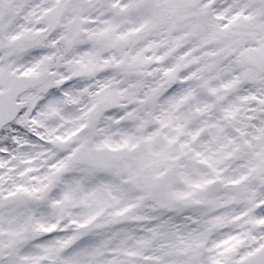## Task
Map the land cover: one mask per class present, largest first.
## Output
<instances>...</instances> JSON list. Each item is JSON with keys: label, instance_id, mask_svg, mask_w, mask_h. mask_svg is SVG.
I'll list each match as a JSON object with an SVG mask.
<instances>
[{"label": "snow or ice", "instance_id": "6c2138e0", "mask_svg": "<svg viewBox=\"0 0 264 264\" xmlns=\"http://www.w3.org/2000/svg\"><path fill=\"white\" fill-rule=\"evenodd\" d=\"M0 264H264V0H0Z\"/></svg>", "mask_w": 264, "mask_h": 264}]
</instances>
